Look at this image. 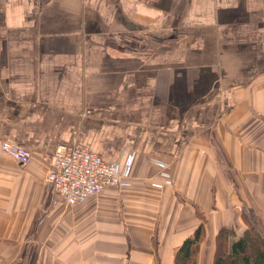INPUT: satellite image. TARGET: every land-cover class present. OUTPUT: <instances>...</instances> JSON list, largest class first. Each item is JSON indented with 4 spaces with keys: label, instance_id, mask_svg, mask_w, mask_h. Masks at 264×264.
<instances>
[{
    "label": "crops",
    "instance_id": "obj_1",
    "mask_svg": "<svg viewBox=\"0 0 264 264\" xmlns=\"http://www.w3.org/2000/svg\"><path fill=\"white\" fill-rule=\"evenodd\" d=\"M4 139L31 159L0 150V264H173L200 224L213 264L264 233V0H0ZM59 143L122 184L65 204Z\"/></svg>",
    "mask_w": 264,
    "mask_h": 264
},
{
    "label": "built area",
    "instance_id": "obj_2",
    "mask_svg": "<svg viewBox=\"0 0 264 264\" xmlns=\"http://www.w3.org/2000/svg\"><path fill=\"white\" fill-rule=\"evenodd\" d=\"M0 150L20 165L30 162V150L11 140H1ZM122 167L77 145L59 143L49 156L46 182L56 197L67 205H75L107 187L120 186Z\"/></svg>",
    "mask_w": 264,
    "mask_h": 264
},
{
    "label": "trees",
    "instance_id": "obj_3",
    "mask_svg": "<svg viewBox=\"0 0 264 264\" xmlns=\"http://www.w3.org/2000/svg\"><path fill=\"white\" fill-rule=\"evenodd\" d=\"M257 227L251 226L234 239V232L221 228L216 237L213 264H264V239ZM204 227L200 224L191 237L186 238L175 254L173 264H196V255L203 238ZM224 250L220 251V246Z\"/></svg>",
    "mask_w": 264,
    "mask_h": 264
},
{
    "label": "rangeland",
    "instance_id": "obj_4",
    "mask_svg": "<svg viewBox=\"0 0 264 264\" xmlns=\"http://www.w3.org/2000/svg\"><path fill=\"white\" fill-rule=\"evenodd\" d=\"M256 229L260 230V228H258V227ZM260 232H261L260 234H262V235L264 234L263 231L260 230ZM223 250H224V246L222 245V246H220V251L222 252Z\"/></svg>",
    "mask_w": 264,
    "mask_h": 264
}]
</instances>
